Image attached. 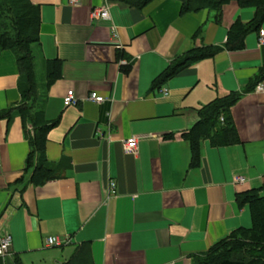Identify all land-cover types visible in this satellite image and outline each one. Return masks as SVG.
I'll return each instance as SVG.
<instances>
[{
    "label": "crops",
    "instance_id": "obj_1",
    "mask_svg": "<svg viewBox=\"0 0 264 264\" xmlns=\"http://www.w3.org/2000/svg\"><path fill=\"white\" fill-rule=\"evenodd\" d=\"M30 1L42 17L32 113L57 122L44 156L52 178L34 180L37 153L27 168L25 125L38 118L25 122L14 110L23 102L20 70L14 52L3 49L0 113L13 110L0 117V237L13 238L6 264H65L85 245L87 264H195L219 239L251 227L238 195L264 193V90H257L264 87V20L242 49L226 41L232 24L251 22L256 7L231 0L217 22L210 8L182 13L180 0ZM104 4L109 17L93 19ZM197 47L218 51L165 76ZM46 61L60 66L49 85ZM69 90L76 102L65 105ZM92 92L105 100H89ZM231 93L237 101L226 113L237 140L201 138L191 164L184 133L200 108ZM132 136L138 148L128 153L123 144ZM50 235L70 242L49 247Z\"/></svg>",
    "mask_w": 264,
    "mask_h": 264
},
{
    "label": "trees",
    "instance_id": "obj_2",
    "mask_svg": "<svg viewBox=\"0 0 264 264\" xmlns=\"http://www.w3.org/2000/svg\"><path fill=\"white\" fill-rule=\"evenodd\" d=\"M149 0H144L148 2ZM182 13L199 11L210 8L216 11L217 22L221 21L222 7L231 0H180ZM241 6L256 7L254 19L249 23L236 20L230 27L227 35L226 48L242 49L247 35L260 29L264 20V0H236ZM42 17L38 6L30 0H0V51L10 49L16 55L20 70L19 86L23 102L17 106L22 118L30 119L25 125L28 139L31 143V152L27 158V168L33 163L36 153L40 158V165L34 171L33 178L36 182H42L52 175L46 176L45 145L48 131L56 125L55 122H47L41 111L32 113V102L38 99L39 82L36 72V60L34 45L40 41ZM218 49L209 47H197L189 50L179 60L176 67L166 73L183 70L196 60L213 56ZM45 69L48 82L51 84L60 76V66L55 61H46ZM264 69V68H263ZM264 76V70H262ZM237 94L231 93L223 98L213 100L200 108L201 118L184 133V136L193 146L191 164L199 161L200 139L209 137L224 143H232L237 140L235 127L227 116L229 107L237 101ZM13 110L0 113L1 116H10ZM224 117V120H221ZM31 126V127H29ZM31 128V129H30ZM44 172V173H43ZM241 204H247L252 214V226L242 227L232 231L227 236L216 241L207 252L194 257L195 264H264V193L259 190H248L238 195ZM90 248L88 245L80 248L76 254L65 264L90 263ZM0 264H6V260L0 258ZM16 264H22L17 260Z\"/></svg>",
    "mask_w": 264,
    "mask_h": 264
},
{
    "label": "built area",
    "instance_id": "obj_3",
    "mask_svg": "<svg viewBox=\"0 0 264 264\" xmlns=\"http://www.w3.org/2000/svg\"><path fill=\"white\" fill-rule=\"evenodd\" d=\"M70 5H78L81 4L82 0H68ZM109 6L107 4H104L103 6L99 8H95L92 10V18L98 19V18H108L109 17ZM257 90H264L263 85H259L257 87ZM165 94H168V90H163ZM89 100L95 101V102H103L105 100L104 96L98 94L97 92H92L89 95ZM76 102V96L74 90H69L67 95L64 97V104L70 105L74 104ZM221 120H224V117H221ZM138 138L135 136H132L124 141V149L126 152H134L138 148ZM238 181H244L243 178L237 177ZM115 183H112V187H114ZM13 238L11 234H7L3 237H0V258L6 259V257L9 255L10 247L12 245ZM70 242V239L67 237L63 238L59 235H50L46 238L45 243L49 247L54 246H63L64 244H67Z\"/></svg>",
    "mask_w": 264,
    "mask_h": 264
}]
</instances>
